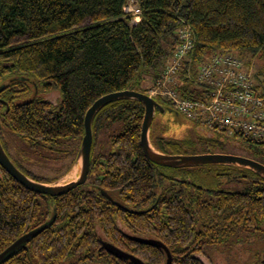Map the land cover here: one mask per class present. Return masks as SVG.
Returning <instances> with one entry per match:
<instances>
[{
	"label": "trees",
	"instance_id": "1",
	"mask_svg": "<svg viewBox=\"0 0 264 264\" xmlns=\"http://www.w3.org/2000/svg\"><path fill=\"white\" fill-rule=\"evenodd\" d=\"M137 1L141 13L132 24L123 11L126 0H0V142L5 152L2 128L30 147L52 150L75 142L76 158L87 109L109 93H146L175 49L182 21L194 35L192 71L217 52L264 57V0ZM146 79L150 85L143 87ZM190 86L183 82L180 95L191 98ZM257 87L254 83L258 92ZM53 94L58 102L49 99ZM153 99L162 108L170 107L167 101ZM143 114L142 103L133 99L114 101L97 112L89 183L61 196L29 191L0 166V253L54 219L26 250H18L3 264H132L101 250V242L144 264L165 263L162 249L127 236L160 241L172 264H213L210 247L264 225L261 177L227 164L174 169L185 172L184 179L165 175L162 169L173 168L154 165L143 155ZM109 127L115 130L106 136L108 150L100 151L98 137ZM148 138L163 154L183 155L187 149L194 154L227 153L211 132L173 139L152 137L149 129ZM241 140L251 150L250 158L264 165V142ZM14 165L34 181L58 180L41 181ZM203 168L216 185L224 179L246 180L249 186L226 191L193 183L191 176ZM165 178L167 188L159 184Z\"/></svg>",
	"mask_w": 264,
	"mask_h": 264
},
{
	"label": "built area",
	"instance_id": "2",
	"mask_svg": "<svg viewBox=\"0 0 264 264\" xmlns=\"http://www.w3.org/2000/svg\"><path fill=\"white\" fill-rule=\"evenodd\" d=\"M123 11L132 24L139 20L141 11L137 0H126ZM176 36L178 43L174 51L146 94L167 101L176 112L229 137L264 142V98L254 88L252 72L244 68L237 56L226 52L210 55L192 71L191 26L182 21ZM183 82L191 85V98L180 95L178 88Z\"/></svg>",
	"mask_w": 264,
	"mask_h": 264
},
{
	"label": "rangeland",
	"instance_id": "3",
	"mask_svg": "<svg viewBox=\"0 0 264 264\" xmlns=\"http://www.w3.org/2000/svg\"><path fill=\"white\" fill-rule=\"evenodd\" d=\"M244 64V68H248L252 72L253 80L257 85V90L264 95V57L261 54L251 55L243 52L234 54ZM249 66V67H248ZM149 79H146L142 86L148 87ZM50 100L59 101V96L49 95ZM114 127L106 128L98 137L96 148L100 151L108 150L107 135L114 131ZM150 130L152 137H165L173 139H184L204 136L211 132L214 138L223 143L225 151L228 154L239 155L242 157L251 156V150L244 144L240 138L229 137L224 132L208 128L206 126L194 125V123L186 116L176 113L170 107L165 106L163 111H159L154 116ZM2 142L4 143L6 152L15 164L21 166L23 172H28L30 176H37L41 181H52L58 179L54 184L63 185L65 183L78 179L80 173V164L73 165L75 158V142L59 145L57 149H48L42 145L30 147L29 143L23 141L14 135L7 128H2ZM183 155H193V151L186 150ZM200 154V153H195ZM77 157V156H76ZM75 158V159H74ZM19 167V166H18ZM167 176L175 178H185V172L182 174L179 170L162 169ZM191 176V181L197 185L206 186V188H218L226 191H241L249 186L248 181H232L227 183L222 179L219 185H216L214 178L207 173V169L203 168ZM163 188H167L170 182L167 178L159 183ZM213 264H261L264 259V225L255 232H242L237 236H233L227 243L217 247H210L208 250Z\"/></svg>",
	"mask_w": 264,
	"mask_h": 264
},
{
	"label": "water",
	"instance_id": "4",
	"mask_svg": "<svg viewBox=\"0 0 264 264\" xmlns=\"http://www.w3.org/2000/svg\"><path fill=\"white\" fill-rule=\"evenodd\" d=\"M121 99H133L142 103L144 108L143 120L141 123L140 131V146L143 155L146 160L154 165L164 168H194L210 164H227L236 165L239 167L247 168L257 174L264 180V165L248 157H242L239 155L228 153H204L193 155H169L156 151L149 142L148 133L151 123L154 119L156 112L163 111L164 108L160 107L153 98L149 97L145 93L132 90H124L119 92H113L106 94L97 100L87 109L84 116V135L81 140L80 147L78 149L75 164H80V173L78 179L65 183L63 185L46 184L34 181L22 173L11 161L7 153L5 152L0 142V166L19 184L25 189L33 191L41 195H48L50 197H57L68 193L69 191L81 186L85 183L87 175L90 170V153L92 146V122L97 112H99L104 106ZM171 109V108H170ZM173 110V109H171ZM178 114V112H176ZM74 165V164H73ZM54 222V219H50L44 225L30 230L26 234L19 237L10 246L0 253V264L6 262L12 257L18 250H26L27 244L39 235L42 231L50 227ZM131 241L148 245L151 247L162 249L166 254V261L164 264H172V257L168 248L160 241L154 239H145L140 237L129 236ZM101 250L109 253L117 259H123L130 261L132 264H144L141 260L134 257L131 254L125 253L114 245L101 242ZM264 264V259L262 260Z\"/></svg>",
	"mask_w": 264,
	"mask_h": 264
},
{
	"label": "flooded vegetation",
	"instance_id": "5",
	"mask_svg": "<svg viewBox=\"0 0 264 264\" xmlns=\"http://www.w3.org/2000/svg\"><path fill=\"white\" fill-rule=\"evenodd\" d=\"M85 183H89V173H88V175H87V178H86ZM85 183H84V184H85ZM127 237H128V239H129V236H127ZM100 246H101V243H100Z\"/></svg>",
	"mask_w": 264,
	"mask_h": 264
},
{
	"label": "bare ground",
	"instance_id": "6",
	"mask_svg": "<svg viewBox=\"0 0 264 264\" xmlns=\"http://www.w3.org/2000/svg\"><path fill=\"white\" fill-rule=\"evenodd\" d=\"M201 64H202V63H201ZM201 64H200V65H201ZM190 95H191V94H190ZM168 106H170V105H168ZM170 107H171V106H170ZM171 109H172V108H171Z\"/></svg>",
	"mask_w": 264,
	"mask_h": 264
}]
</instances>
